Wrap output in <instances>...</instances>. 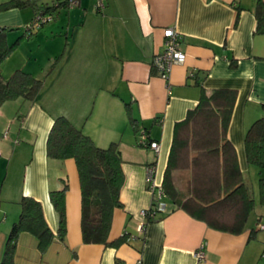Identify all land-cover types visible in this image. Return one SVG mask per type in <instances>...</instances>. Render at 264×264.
<instances>
[{
  "label": "crops",
  "instance_id": "crops-1",
  "mask_svg": "<svg viewBox=\"0 0 264 264\" xmlns=\"http://www.w3.org/2000/svg\"><path fill=\"white\" fill-rule=\"evenodd\" d=\"M63 1L53 0V19L34 30L36 35L53 23L44 29L43 45L47 56L61 52L58 65L33 101L18 98L0 106V261L21 196L40 201L50 229L57 232L49 192L62 188L65 181V241L55 237L42 254L37 239L22 232L14 264H261L264 230L257 226L264 223V203L259 186L255 189L249 177L259 185L264 168L247 162L244 147L248 127L264 117V32L255 31L257 0H105L101 11L96 10V0H78L73 7L59 5ZM34 14L30 6L0 12V27L12 29L8 42L25 31ZM167 27L182 34L186 57L164 80L152 58L163 48ZM32 35L1 63L4 77L21 66L19 61L12 67L6 63L21 45L31 43ZM25 62L21 68L34 74ZM220 88L235 91L226 137L235 149L245 186L249 190L250 183L253 190L254 207L244 230L234 234L211 228L166 194V211L144 218L141 210L149 208L152 199L148 170L153 169L156 183L162 185L174 124L197 104L201 89L210 94ZM59 115L100 147L118 142L124 174L122 207L114 210L108 234V241L126 235L118 246L82 240L75 161L46 153L47 134ZM130 115L158 142V151L137 144ZM173 177L179 197L185 198L190 170H177ZM200 248L202 260L195 255Z\"/></svg>",
  "mask_w": 264,
  "mask_h": 264
},
{
  "label": "trees",
  "instance_id": "trees-1",
  "mask_svg": "<svg viewBox=\"0 0 264 264\" xmlns=\"http://www.w3.org/2000/svg\"><path fill=\"white\" fill-rule=\"evenodd\" d=\"M26 6H30L35 14L42 11L55 15L56 7L43 0H6L0 2V12ZM255 15V31L263 33L262 0H257ZM11 30L0 27V65L24 37L34 34V30L25 29L8 42L7 35ZM43 83L42 78L21 68L15 69L9 77L0 72V106L7 100L18 98L33 101ZM196 83L200 84L197 80ZM234 101L235 91L232 89L220 88L210 94L201 89L197 104L174 124L162 187L164 193L192 217L204 221L211 228L238 234L244 230L254 199L242 180L235 149L226 137ZM129 122L136 132L141 130L131 115ZM244 147L247 162L264 168V117H258L248 127ZM46 153L50 158H72L75 161L81 193L83 242L114 246L124 242L127 239L125 234L108 241L114 210L122 207L119 194L124 174L118 142L112 141L108 146L100 147L68 118L59 115L53 119L47 134ZM187 169L190 170L187 196L181 198L173 175L177 170ZM67 190L68 184L64 181L62 188L49 192L58 219L56 233L52 232L44 217L41 202L31 196H21L18 200L19 215L7 234L0 264H14V253L22 232L37 239V247L42 254L55 237L65 241ZM259 191L260 201L264 203V177L259 179Z\"/></svg>",
  "mask_w": 264,
  "mask_h": 264
},
{
  "label": "built area",
  "instance_id": "built-area-1",
  "mask_svg": "<svg viewBox=\"0 0 264 264\" xmlns=\"http://www.w3.org/2000/svg\"><path fill=\"white\" fill-rule=\"evenodd\" d=\"M68 7L77 5L78 0H64ZM95 7L97 11H101L105 7V0H96ZM53 19V15L49 13H43L39 11L34 14L32 20L27 24V30H36L44 23H47ZM164 41L161 51L156 52L152 58V66L156 70L157 74L164 80H168L172 70V66L176 63H182L185 60V53L181 48L182 34L172 27H167L163 31ZM190 76H193V72L190 71ZM137 144L142 147H149L155 151H158L159 144L157 141L150 140L147 132L141 129L138 132ZM148 187L152 193L151 204L149 208L141 210V215L144 218H152L159 212L166 211V204L164 201V189L161 184L156 183L153 176V169L148 170ZM143 223L138 225V230H142ZM258 229L264 230V223H260L257 226ZM196 257L199 260L204 259V252L200 248L195 252ZM261 264H264V250L260 255Z\"/></svg>",
  "mask_w": 264,
  "mask_h": 264
},
{
  "label": "rangeland",
  "instance_id": "rangeland-1",
  "mask_svg": "<svg viewBox=\"0 0 264 264\" xmlns=\"http://www.w3.org/2000/svg\"><path fill=\"white\" fill-rule=\"evenodd\" d=\"M43 1L50 4L53 0H43ZM52 25H53V23L48 25V27L52 26ZM59 25H60V23H59ZM45 28L38 30L37 31L38 33L36 35L34 34L35 36L32 35L33 37L31 39L30 44L21 45L19 51L14 53L15 55L13 57L11 56L9 61H7L6 64H9V66L12 67L14 64H16L19 61V63H21L20 65L23 67L24 61H26L25 64L28 62V65H27L28 68L27 69L30 68L34 72V74H32V75L35 77H38V78H42L45 81L46 77L54 71V69L56 68V65H58L60 59L63 56L61 54V52L58 54H51V56H47V51H45L46 49L43 45V43H44L43 34H44ZM22 31H23V29H22ZM55 31L58 32L59 30H55ZM14 37H15V35H14ZM48 57H51V58L49 59ZM21 66L17 67V69L21 68ZM21 69H23V68H21ZM23 70L28 71L25 68ZM8 75H10V74H8ZM8 75H7V77H9ZM250 175H252V174L251 173L248 174V176H250ZM249 179H250V181H252V184L254 185L253 187H255V189H258L259 185L256 182L254 176L249 177ZM248 185H249L248 186L249 192L252 195V193H253L252 187H251L250 183Z\"/></svg>",
  "mask_w": 264,
  "mask_h": 264
}]
</instances>
